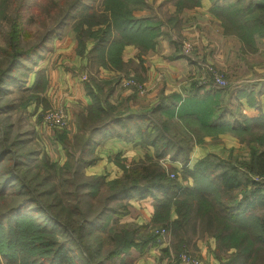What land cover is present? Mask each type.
Masks as SVG:
<instances>
[{
    "label": "trees",
    "instance_id": "trees-1",
    "mask_svg": "<svg viewBox=\"0 0 264 264\" xmlns=\"http://www.w3.org/2000/svg\"><path fill=\"white\" fill-rule=\"evenodd\" d=\"M80 1L73 0L67 13H71V8L76 7ZM195 1L198 2V0ZM184 2L185 0H177L179 6H182ZM142 4L146 5V0H103L105 12L99 13L98 10H92L81 15L82 17L80 16V19L73 25L75 39L80 46L78 52L81 53L84 50L85 39L91 38L90 57L96 59L100 66L123 70L120 53L124 45L134 43L147 48L153 44L151 21L154 19L151 16H137L132 12L137 5ZM24 5L25 0H19L15 16L9 20L6 46L3 49L6 64L0 68V95L3 94L8 84L14 83L15 77L11 75L12 72L22 65L23 60L32 59L33 54L38 55L46 41L47 36L44 35L41 41L33 46L26 49L20 47L19 40L22 34L20 11ZM253 9L256 14L259 13L262 16L254 14L249 19L244 18L240 27L244 28L250 20L259 26L261 31L263 26L261 22L264 23V2H254ZM220 11L221 17L226 22L234 16L232 14L234 10L230 7L225 10L220 9ZM95 15L100 16L97 18ZM84 24L88 27H82ZM98 24L103 28L91 30L93 25ZM261 32L264 33V27ZM240 36L246 39L245 36L241 34ZM38 77L41 79L37 78L36 86L44 87L45 76L38 74ZM93 82L94 79L88 77L87 88L90 89L89 85ZM92 97L94 103L88 105L85 118L94 121L95 125L90 129L89 126L86 132L81 131L82 133L75 136L76 142L73 146L66 147L70 160H66L60 167L62 181L69 185L76 197L74 203L71 204L76 218L69 220V216H66L63 219L60 216L63 209L55 214L47 210L40 194L31 187L24 174L18 173L17 166H24V159L28 153H17L11 149L12 146L19 144L20 140L13 139L6 145L5 133L2 132L4 134L2 135L0 132V163L8 159L0 188L16 184L25 193L21 201L0 213V257L5 264H76L70 256H66L68 249L65 240H61L46 223H40L35 214L21 213V210L27 206L34 205V212L46 214L47 219L56 221L54 223L59 225L62 232L71 239L85 264H102L93 258L95 257L94 250L89 242L87 244L85 241V238H88L92 232L91 226L106 210H108L106 214L109 218L112 215L120 217L127 213L124 206L122 209L108 208L109 202H122L124 199L148 196L154 201L151 220H168L173 226L171 229L173 232L180 227L184 228L194 211L205 216L204 219L208 220L206 224L214 225L212 228H215L214 237L218 240V246H224L226 250L232 249L222 264H247L248 259L252 261V264H264V151L252 150L250 160L242 163V177H244L242 181L237 178L236 173L230 174L226 169L228 166L224 164L220 165V171L214 173L216 165L225 163L224 160L219 159V163L216 164L215 161L210 163L212 157L207 155L189 169L185 165L187 159L183 160L182 171L185 173L184 176L192 179V185L183 183L181 178L180 180L178 177L169 178V169H165L160 162L168 153H171L169 146L180 151L189 149V145L185 143L186 139L174 138V135L169 132L167 120L161 119L159 113L166 106L164 102L166 98L144 113L121 114L115 112L112 105L108 108L103 107L106 101L100 102L98 99L100 96L97 93L93 92ZM1 109L0 106V111ZM188 115L191 114L183 115L180 119L186 126H190L189 128L200 126L208 129L210 133L232 130L234 134H237L243 131L236 124L230 126L221 121H210L206 124L195 115ZM112 136L124 141L136 140L139 144L150 145L153 147L154 156L148 157L147 161L133 162L130 168L122 166L123 174L116 179L105 180L104 176L84 175L82 168L96 159L94 158V147L103 138ZM60 138L63 140V135H60ZM201 139V136L194 137L196 142H200ZM172 142L178 143L174 145ZM74 149L77 150V155H74ZM176 154L178 153L173 151L171 158H176ZM186 155L184 157H187ZM249 173L257 175L259 179H251ZM237 189L239 190L237 200L227 202L229 199H234V192ZM96 196L103 198V206L97 214L88 219L80 202L85 198L91 199ZM221 196L223 198H220ZM29 203L33 204L29 205ZM172 207L177 213V218L169 221ZM147 229L148 225L142 224L115 230L109 236L111 247L105 258L124 257L130 249L142 253L150 245L158 247L161 241L147 232Z\"/></svg>",
    "mask_w": 264,
    "mask_h": 264
},
{
    "label": "rangeland",
    "instance_id": "rangeland-1",
    "mask_svg": "<svg viewBox=\"0 0 264 264\" xmlns=\"http://www.w3.org/2000/svg\"><path fill=\"white\" fill-rule=\"evenodd\" d=\"M72 1L73 0H25L24 8L20 11L22 25V34L19 40L20 47L24 49L31 47L41 41L44 35L47 36L46 41L44 42V46L40 49L38 55L35 56V54H33L32 59L23 60L21 62L22 65L18 66V68L12 72L11 75L15 77L14 83L8 84L6 88L4 86L3 88H5V91H3V94L0 95V106L2 107L0 111V132L2 135H4L2 132L5 133L4 142L6 143V145H8L13 139H18L20 140L19 144L12 146L11 149H14L17 153H28L27 157H25L26 159H24V166H17L18 173L21 175L24 174L31 187H33L37 191L36 193L40 194V198L43 202H45L47 210L55 214L56 212L58 213L63 209V212L60 214V216L63 219L64 217L69 216V220L71 218H76L75 213H73V208L71 207V204L74 203L76 197L72 193V189L69 187V185L66 182L62 181L63 177L60 172V167L65 163L66 160H70L69 155L66 152V147L69 145L73 146V144L76 142L75 136L79 133L86 132L89 126L90 129L93 125H95V122L92 120H88V118H85L87 109L89 107L87 105L86 107L82 106L83 108H81L80 111L75 112L73 117L70 116L69 113H67L68 116L66 119V123L63 126H54L48 123L45 120L46 114L51 112L52 109H54L60 103L58 102V97H54V94H56L57 92L55 93L56 90L53 86L51 88V85L48 83L47 78H45L46 82L44 87H42V85L36 86L35 83L37 78H39L38 74H44L45 76V73L50 68V65L56 66L58 60L62 58L63 54L58 53V51L55 50L61 48L64 45V41L66 40L67 36L68 39L66 41H71L70 34H73V36H75L73 25L80 19V16L92 10H98L99 13H101L102 11L105 12L103 7V0H81L76 7L71 8V13H67L69 5ZM210 1L211 4L214 5L215 11L218 13V16H221V8L219 9V7L222 6V2L217 0ZM146 2V5H137L132 10V12H134V14L136 15L149 12L148 15L155 17V20L151 21V25L153 26V35H151L153 44L148 46L147 48H142L134 43H128L124 45L120 53L123 70L100 66V63L98 64L96 59L90 57L89 49L92 46L91 38L85 39L86 44L84 50L81 53L78 52V48L80 46L77 40L74 39L76 40V49L73 50V53H75V55L77 56V62L83 66L85 64L88 65L89 68H91L90 70L92 73L96 70V68L103 69L104 72L109 73L107 76H110L109 79L111 80L107 81L106 79L101 78L97 81L94 80V82L89 85L90 89L87 88L86 84H84L87 94L86 96L90 104L94 103L92 96L93 92H95L100 96V98H98L100 102L103 103V100L106 101V103H103V107L108 108L112 105L114 109H116V104L112 103L110 99L111 88L114 89V87H119L121 89L125 88L132 91L133 94H136L137 91L134 87L124 86L121 83L122 77H128V75L133 76L134 79L145 88L144 93L139 95L146 94L149 91V86H147L145 82H142L141 79H138L133 74L128 73L127 69L129 70V68H132V65L129 64L130 62L127 61L126 63L123 60V52L126 46L137 48L140 54L153 50L156 45L158 35L161 32L163 36H165V38L167 37L169 44L173 47L172 51L175 54L177 53L179 57H184V59H186L188 62L194 63V59L196 58L197 53L196 43L191 42L186 38H182V36L177 32V29L179 26V20L181 21V19H179V12L182 9L195 6L198 2H196L195 0H185V2L182 3V6H179L177 4V0H146ZM18 3L19 0H0V68L6 64V55L3 52V49H5L6 46V33L9 29V20L16 14V5ZM237 3L238 0L235 2L227 3L223 7L224 10L228 7L234 10L232 11V14H234V16L231 17L230 21H220V25L222 28L224 27V31H227L226 28L228 26L232 27L235 24H238L240 27V23L244 18L249 19L252 15L256 14V11H254L253 9L254 0H247L246 2H242L240 5H237ZM245 9L248 10L245 12ZM256 15H258L259 17L262 16L259 13H257ZM95 16L98 18L100 15ZM260 20L262 21V19ZM261 24H263V29L264 23L261 22ZM82 27L88 26L84 24L82 25ZM92 27L93 28H91V30L93 31L97 28H103L100 27L99 24L93 25ZM161 27H163L162 30ZM164 29H166V33L163 32ZM240 29L246 35V42H248V39L252 34H258V32L260 31V27L250 20L244 28L240 27ZM167 30H169V32H167ZM244 44L247 45V43ZM85 59L87 61L84 64L82 60L85 61ZM53 60L56 63H54ZM127 64H129V66H127ZM198 64L199 63H197L196 66H198ZM83 66H79L76 68L78 73H87L89 78H94L95 76L93 74L91 75L87 68ZM201 66L204 70L197 76V80L199 83H209L211 78H213L212 72L216 70L226 81L225 86L217 87L225 88L226 86H228L226 71L223 68L214 64L213 61L208 62L205 59L200 60V67ZM115 70H117L116 74H118V71L125 72L119 73V75L114 76L113 73L115 72ZM94 74H96V72H94ZM39 79H41V77ZM82 79L85 78L83 77ZM257 118L260 120L256 119L254 121H246L247 123L245 129L246 127L248 129H246L245 132H243V130L238 132L237 134L231 132L228 133L235 136L240 143H256L258 145L257 148L254 146L248 147V149H246L247 147L231 148L228 155H222L223 150H221L220 148L219 150H217V148L212 150V145L220 144L218 136L220 135V133H225V131L219 133H210L208 129L206 130L200 126L189 128L190 126L184 125L186 129L188 128V130L186 132V135L181 137L186 139L185 143L189 145V149L187 151H180L175 150L173 147L169 146V149H171V153H168L170 158L173 151L175 153H178L176 154V158H173V160L176 159L181 162V164H177L174 166L163 164L161 161L160 162L164 165L165 169H169V178L178 177L179 180L181 178V181H183V183L192 185V179L189 176H184L185 173L182 171L184 168L183 160H188L187 157L189 156L192 143L202 145L204 144L203 138L206 136H210L212 138L211 140H209L208 145L212 150L211 153L213 152L212 154H207L212 157L210 158V163L213 161H215V164L219 163V159L224 160L223 162H225L216 165L217 167L214 168V173L220 171V165L224 164L228 166V168L226 169H228V172L230 174L236 173L237 178L242 181V179H244V177H242V163H247L250 160L252 150H258V152L264 151V116ZM253 124L257 125V128H260L261 126L263 132L260 134L258 132V129L255 132L254 128L252 129V126H254ZM60 135H63V140L60 138ZM195 136H201V138L203 136V138L200 142H196V140H194ZM173 137L176 139L180 138L176 136ZM100 143H98L94 147L93 152L94 158H96L95 161L88 165H85L82 168L83 174L86 176H104L105 180H111L121 177L123 174L122 166H125V168H130L133 165V162L126 161V159L122 158L120 154L114 155L110 160V162H113L115 164L113 170H105L103 174L96 175H88L84 173L85 168L92 165L98 160V156L96 155V148ZM177 143L178 142L173 144L175 145ZM220 152L221 155L218 154ZM73 153L74 155H77V150L74 149ZM185 155L187 157H184ZM207 155H205L204 157H206ZM147 160V157L144 158V161ZM7 161L8 159H4L0 163V182L4 178L2 177V175L4 173L5 166L8 165ZM170 174H172L173 176H171ZM249 175L251 179H259V177L253 173H249ZM238 192L239 190L237 189L234 192V199H229L227 200V202L237 200V198L239 197ZM24 195L25 193L21 191L20 187H18L16 184L14 186L10 185L4 188H0V213L5 212L10 207L21 201V198H23ZM146 198H150L152 200V204H154V201L151 197L148 196L144 199ZM220 198L223 197L221 196ZM102 199L103 198H101L100 196H96L91 199L85 198L80 202V206L86 211V217L88 219H91L93 215L97 214L98 210H100V208L103 206ZM131 199L141 200L143 198ZM128 200L130 199H124L122 200V202H109L107 204L108 208L113 207L116 209H122L124 206V208H126L127 210L126 214L120 217L112 215L109 218L106 214L108 210H106L99 216L96 223L91 226L92 232L88 238H85V241L87 242V244L89 242L90 246L93 248L95 253V257L93 258H95L97 262H102V264H176L178 261H181V255L184 253L200 261L197 257L188 252V246H190L192 239H194L201 233L200 229H194L191 227L192 220H194L193 222L199 221L200 226L203 230L207 231L206 229H209V233L213 232L214 234L215 228H212L213 224H206V221L208 220L204 219L206 218L205 216H201L200 212L194 211L191 215L192 217L184 226V228L180 227L173 232L171 230L173 226L170 222H168V220L154 221L151 220V218L149 219L148 217H145L143 215L141 218V221L143 220L142 222L130 219L131 215H129L128 209L130 203H127ZM30 204L33 203H29V205ZM33 207L34 205H30L29 207L27 206L23 210H21V213H29L32 215L35 214L36 219L40 223H46L49 229L54 231L61 240L66 241V246L68 249V253L66 256H70V258H72L76 262V264H85L83 257L76 249L71 239L62 232L59 225L57 226L56 223H54L56 221L47 219L46 214L44 215L38 212H34L35 209ZM172 212L175 215L174 218L171 217ZM175 218H177V213L172 207L170 210L169 221H172ZM142 224H147L148 229L146 231L156 236L159 241H161L159 247L150 245L142 253L136 251L135 249H130V251L126 253L124 257L116 256L111 259L105 258L108 249H110L111 247L109 236L112 235L115 230L118 231L119 229H121V227L136 225L140 226ZM216 244L217 252H224L226 254V247L218 246L217 239ZM219 245L222 244L219 243ZM164 249H166V251H163ZM225 257H227V255ZM247 261V264H252L251 260L248 259ZM0 262L1 264H5V261L1 257Z\"/></svg>",
    "mask_w": 264,
    "mask_h": 264
},
{
    "label": "crops",
    "instance_id": "crops-1",
    "mask_svg": "<svg viewBox=\"0 0 264 264\" xmlns=\"http://www.w3.org/2000/svg\"><path fill=\"white\" fill-rule=\"evenodd\" d=\"M217 1L222 2L219 9H223L225 4L237 0ZM246 1L238 0L237 5ZM254 2H264V0H254ZM148 14L149 12H145L137 16H151ZM153 19L155 20V17ZM179 19L181 21L179 20L177 32L182 38L196 43L197 53L194 63L188 62L184 57H179L177 53L175 54L172 51L173 47L162 32L158 35L153 50L140 54L137 48L126 46L123 52V60L132 65V68L127 69L128 73L145 82L149 86V91L139 95L133 94L132 91L125 88H111L110 99L112 103L116 104L115 111L121 114L144 113L163 98H166L165 101L163 99L166 106L159 114L162 120H167L169 132L176 137L186 135L188 128L186 129L184 126L186 124L182 123L180 119L186 114H193L206 124L210 121H221L230 126L236 124L245 132L248 129L247 127L245 129L246 121H254L258 119L257 117L264 116V33L252 34L246 42L240 34L245 37L246 35L237 24L232 27L228 26L227 31H224V27L222 28L220 25L223 17L218 16L210 0H198L195 6L182 9L179 12ZM162 29L163 27H161ZM163 32L166 33V29ZM70 39L71 41L65 40L64 45L55 50L62 53L63 56L58 60L56 66L50 65L45 73V78L48 79L51 88L54 87L55 93L57 92L54 97H58V102H60L58 105L65 106L67 113L73 117L75 112L80 111L90 102L84 86L88 83L89 76L87 73H78L76 68L83 65L77 62V56L73 53V50L76 49L75 36L70 34ZM201 59L208 62L213 61L214 64L223 68L226 71L228 86L221 88L210 82L199 83L197 76L204 70L202 66L200 67ZM86 61V59L85 61L82 60L84 64ZM53 62L56 63L54 60ZM197 63H199L198 66H196ZM83 67H86L90 74L95 76L93 78L95 81L100 80V78L111 81L110 76H107L109 73L104 72L103 69L96 68L94 71L96 74H94L88 65L85 64ZM116 72L117 70L112 72L114 76L125 71H118V74ZM83 77L85 79H82ZM253 125L252 129L254 128L255 132L257 129L260 134L263 132L261 126L257 128V125ZM229 132L233 133L232 130L220 133L218 136L220 144L212 145V150L216 148L219 150L220 148L223 150L222 155H228L231 148L258 147L256 143H240L235 136L228 134ZM211 138L210 136L204 137V144L202 145L192 143L185 164L188 169L199 159L211 153L212 150L208 145ZM101 141L96 148L98 160L85 168V174L96 175L103 174L105 170H113L115 164L110 160L116 154H120L129 162L144 160L146 157L153 156L152 146L139 144L136 140L124 141L112 136L103 138ZM218 154L221 155V152ZM161 162L174 166L181 164L178 160L170 158L169 154L162 158ZM127 203H130L128 206L130 219L142 222V215L151 218L154 204L150 198L130 199ZM171 217H175L173 212ZM193 221L191 227L200 229L201 233L192 239L190 246H188V252L197 257L202 264H222L225 256L232 250H226V254L217 252L213 232L209 233L208 230H203L199 221ZM176 264L185 263L178 261Z\"/></svg>",
    "mask_w": 264,
    "mask_h": 264
},
{
    "label": "built area",
    "instance_id": "built-area-1",
    "mask_svg": "<svg viewBox=\"0 0 264 264\" xmlns=\"http://www.w3.org/2000/svg\"><path fill=\"white\" fill-rule=\"evenodd\" d=\"M212 74H213V78H211L210 82L213 83V85L216 86L226 85L225 79L220 75L219 72L214 70ZM121 83L124 86L134 87L137 91L136 92L137 94H142L145 91L143 85L139 84L131 75H128V77H122ZM67 116L68 115L65 106L58 105L54 109H52L51 112L46 114L45 120L54 126H63L66 123ZM170 175L173 176L172 174ZM181 261L185 264H201L200 261L192 258L190 255L185 253L181 255Z\"/></svg>",
    "mask_w": 264,
    "mask_h": 264
}]
</instances>
